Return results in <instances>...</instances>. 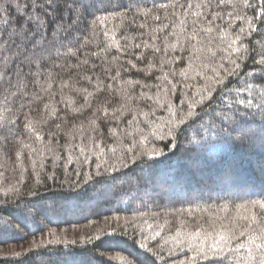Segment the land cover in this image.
Wrapping results in <instances>:
<instances>
[{"label":"snow or ice","instance_id":"snow-or-ice-1","mask_svg":"<svg viewBox=\"0 0 264 264\" xmlns=\"http://www.w3.org/2000/svg\"><path fill=\"white\" fill-rule=\"evenodd\" d=\"M225 2L173 0L169 4L168 0H0V109L4 113L0 115V140L5 144L13 141L23 144L25 139L33 136L35 141H41L47 135L48 144L44 148L45 152L55 156L54 165L58 167L60 161L64 160L66 171L74 162L80 165L73 170L77 179H72L69 174L61 182L60 190L51 194L41 195L39 192V173L35 186L28 192L15 188L5 189L3 198H0V231L22 230L21 223L27 227L40 220L51 223L84 204L101 200L119 204L124 197H128L129 207L139 211V207H132L133 202L140 201V207H147L145 198L150 202L158 196L162 183L171 182L183 187L187 180L178 177L181 163L205 168L206 164H219L221 156H228L236 147L264 143V52L259 53V61L253 58V64L259 66L256 73H241L242 67H246L242 61L250 58V55H246L249 49L244 47L242 36L246 31L264 36V32H261L264 29V0L256 7H253V0H243L244 8L253 12L251 18L231 12L223 14L221 6ZM98 5L105 6L101 8ZM141 5L144 7L141 8ZM123 8H127L128 12L135 8L145 16L152 11L163 10L166 13L165 20L171 17V23L158 26L151 35L153 52L163 51L159 65L161 75L155 77L157 83H142L131 79L124 81L120 79L121 70H117L114 76H108L109 82L105 84L104 80L98 77L94 80L92 75H83L79 71L81 66L87 68L89 65L88 58H79L84 45L78 38L82 29L87 27L85 22L88 17L93 18V24L99 21L105 25L110 16L126 19L127 12L118 11ZM95 11H103L105 14L96 17ZM65 12L67 15H64ZM153 19L160 21L161 17L157 14ZM236 21L246 22L247 29L243 26L238 31L234 29ZM158 32L165 33V41L174 37V42L170 46L165 43L163 49L157 46L155 42L159 39ZM103 35L109 37L110 32L106 29ZM111 39L115 41L116 50L125 54L127 49L116 39L115 34H111ZM149 46L148 41L143 42L144 48ZM111 47L109 45L102 51L107 53ZM135 47L141 48V44L137 43ZM177 51L181 54L176 55ZM91 55L95 57L97 53L92 52ZM59 57L76 58L77 63L69 65L77 70L75 84L69 81L61 83L60 100L56 101L55 93H52L49 102L44 104L46 115L42 123L48 125V132L42 133L33 119L24 114L27 105L23 101L32 99L29 84L43 81L45 75L54 79L53 73L48 71V65ZM136 58L140 60L142 56ZM127 63L133 68L137 67L131 59ZM179 64L184 66L177 68ZM54 67L61 70L64 68L63 65ZM91 68L95 70L97 65L92 64ZM148 68L151 70L155 65L149 62ZM69 75L71 79V72ZM118 80L128 86L123 91L124 102L111 112L107 106L102 113L100 108H96L93 116L95 120L103 119L115 125V128L109 127L111 136L115 137L117 131L123 135L124 139L120 141L121 154L117 155L115 148L105 146L97 137L98 129L93 128L92 136L87 137L91 147L87 144L83 147L73 145L72 151H78L79 154L69 155L66 160L56 155L53 142L58 143L62 134L75 139L71 121L86 109L91 110L90 98L96 92L102 93L107 89L115 93L117 89L114 85ZM81 81L91 85L93 91H89L88 87H80ZM252 81L259 82L261 86L258 88ZM40 86L45 93L52 89L51 83L47 88H43L42 84ZM136 86L140 88L139 94L134 92ZM66 88L82 96L83 104L77 106L76 99H65L63 90ZM153 89L156 91L153 92ZM32 95L36 100L43 99L39 93L33 92ZM161 96L164 97L163 101ZM174 100L178 102L174 103ZM158 111L165 112L168 119L145 135V128H153L155 122L161 120ZM126 114H131V119L126 123L127 126L135 124L139 130V140L133 132L120 127L125 122ZM49 120H63L64 123H55L53 129ZM189 132L194 135L189 136ZM81 133L83 144L85 135L82 127ZM102 136L103 133L99 132V137ZM17 137L22 139L17 140ZM129 139L130 143L127 142ZM165 141L162 148L158 146ZM182 141H186V147L181 148ZM33 151L44 155L39 149L34 148ZM93 163L94 172L91 168ZM212 174L215 179L211 186L202 187L190 198L186 195L182 201L196 204V207L177 210L181 215L186 213L190 219L194 218L193 213L196 211L207 213V219L196 223L190 231L178 228L174 237L175 248H169L166 253L164 244L167 242L161 243L157 239L161 237L164 225L158 224L161 231H156L152 224H148L153 234H142V238H134L133 241L147 256L143 262L133 256V264H169L176 252L184 257L179 264H227L229 257L240 251L246 252L242 264H264V188L244 192L245 197L256 195L260 198L249 199L246 204H235L236 216L229 218V205L219 201L232 199L236 195L231 190L234 174L227 166L219 173ZM153 175L157 177L155 182L152 181ZM213 201L216 202L215 208ZM241 209L245 210L244 215L240 214ZM119 219L116 217L117 222ZM135 220L136 217L131 221L125 220L123 226L117 224V228L105 235L114 236L118 230L127 234ZM168 223L165 220V224ZM181 224H185V221H181ZM103 241L104 235H98L81 242L96 248ZM60 242L57 237V243ZM62 242L69 243L67 240ZM71 243L76 244L77 241ZM51 244L52 240L47 243L43 239L33 242V248L42 249L37 252L40 256L38 264H53L52 257L58 258L55 264H79L78 258L85 254L84 249L64 251L56 248L48 251ZM94 259L91 257L87 264H94Z\"/></svg>","mask_w":264,"mask_h":264},{"label":"trees","instance_id":"trees-1","mask_svg":"<svg viewBox=\"0 0 264 264\" xmlns=\"http://www.w3.org/2000/svg\"><path fill=\"white\" fill-rule=\"evenodd\" d=\"M173 0H168L171 4ZM195 3L196 0H193ZM261 3V0H253V7H256ZM105 5H98L103 8ZM144 6L141 5V8ZM151 8V4L148 5ZM118 11L127 12V18L120 16L109 17L105 25H102L97 21L92 23L93 18L91 16L86 20L87 27L83 28L81 33L78 34V38L83 44V48L80 53V60L85 58L89 59V65L87 68L81 66L79 69L83 75H92L95 80L97 77L104 80L105 84L109 82L108 76L115 75L117 70H121V78L124 81L129 79L135 81L140 80L142 83H157L155 77L161 75L159 71V65L163 58V51L161 53H154L151 48V35L154 29L158 26H162L165 23H171V17L165 20L166 13L163 10L159 12L152 11L147 16L143 13H138L134 8L133 11L128 12L127 8L119 9ZM171 11V10H169ZM223 14L235 13L236 15H242L246 18H251L253 12L251 9H246L243 6V0H226L225 4L221 6ZM103 11H95V16L99 17L104 15ZM160 15L161 20L155 21L153 18L155 15ZM54 16L55 13H52ZM64 15H67L65 12ZM135 17V18H134ZM177 32H179V22L177 21ZM143 24L144 27H140ZM243 26L247 29V24L244 21H236L233 24V28L237 31ZM110 32L109 37L103 35L105 30ZM168 31H171L169 29ZM264 32V29H261ZM111 34H115L116 39L120 41L121 45L127 49L125 54H121L115 48V41L111 39ZM159 39L155 42L157 46L163 49L164 44L168 43L169 46L174 42V37L165 41V33L158 32ZM244 41V47L249 49L250 58L242 61L246 67H242L241 73L252 72L256 73L258 70V64H253V58L259 61L261 58L259 53L264 52V36H258L254 33H248L247 31L242 36ZM148 41L149 47L144 48L143 42ZM137 43L141 44V48H136ZM112 45L109 51L106 53L102 49ZM255 49L252 52V49ZM63 51V50H62ZM92 52H96L97 55L93 57ZM181 53L177 51L176 55ZM224 53H221L223 55ZM186 55V53H185ZM137 56H142V59L137 60ZM131 59L133 63L137 65L133 68L127 61ZM219 59V56L217 57ZM149 62L155 65V68L149 69ZM77 63L75 57L55 58L48 65V71L53 73L54 79H49L47 75L44 76L43 81H34L29 84L31 101H23L27 105L24 110V114L33 119L36 127L42 131V133L48 132V125L42 123L45 118L44 104L48 103L52 93H55V100L59 101L61 98L60 84L69 81L71 84H75L74 77L76 75V69H72L69 65ZM92 64H96L97 68L93 70ZM55 65H63L64 68L54 67ZM183 64L176 65L177 68L183 67ZM122 69H127L123 71ZM27 71V69H25ZM71 72L72 78L70 79L69 73ZM150 73V75H149ZM58 74V75H57ZM235 80V78H233ZM259 88L261 84L257 81H252ZM51 83L52 89L48 93L43 92V88H47V85ZM80 87H88L89 91H93L91 85L81 81ZM235 87V85H233ZM114 87L117 89L115 93L105 90L104 92H96L92 100L91 110H85L83 114L76 117L71 123L74 125L72 131L75 133V139L66 134H62L58 140V143L53 142V146L56 148V155H61L65 158L69 155H78L77 152L72 151L73 145L83 147L87 144L91 147L90 141L87 137L92 136V129L97 128V137L100 138L105 146L115 148L117 155L121 154L120 141L124 139L123 135L117 131L115 137L109 133V127L115 128L114 124H110L103 119L95 120L93 112L96 108H100L101 113L105 106L109 111L119 104L123 103V91L128 87L127 85L116 82ZM156 90L153 89V92ZM39 93L43 99L36 100L32 93ZM136 94H139L140 88L136 86L134 89ZM63 94L65 99L71 97L77 100V106L83 104V97L77 96L75 93H71L69 89H64ZM247 95V93H243ZM161 100L164 97L161 96ZM178 102L174 100V103ZM143 107V105H141ZM29 108L32 109L29 112ZM147 110V109H145ZM50 111V109H49ZM3 109H0V115H3ZM157 115L161 117V120H157L153 128H145V135L158 128L159 125L168 119L165 112L158 111ZM63 116V113H61ZM71 116V113H69ZM131 119V114H126L125 122L120 125L121 128L127 132H133L136 135V139H140L139 130L135 124L127 126L126 121ZM95 121V123H93ZM24 121H21L23 125ZM55 123L63 124V120H57L55 122L49 120V124L54 129ZM81 127L85 135L84 143H81ZM143 127V125H141ZM99 132L103 133L102 137H99ZM189 136L194 135L193 132H189ZM22 139L17 137V140ZM130 143L129 141H127ZM165 142H160L159 147H163ZM48 144L47 135L41 141H35V137L25 139L23 144H19L15 141L9 144H5L0 140V198H3L5 189H21L24 192H28L36 184L37 173H39L38 179L40 184L38 187L41 195L51 194L60 190V184L62 181L68 178L71 174L72 179H77L74 175V169L80 167L78 163H75L67 171L64 167L65 161L62 160L59 166L53 164L55 156L45 152L44 146ZM153 146V145H148ZM186 141H182L181 148L186 147ZM39 149L44 155H40L34 152L33 149ZM20 154L19 159L17 154ZM112 155L111 152L108 153ZM203 159V157H200ZM129 163H131L129 161ZM44 165L41 168V165ZM230 167L234 174V184L231 189L235 192V196L229 200H221L219 203L228 204L229 211L227 216L229 218L236 216L235 204H246L249 199H258L259 196L248 195L244 196L246 191H256L264 188V143L257 142L252 146H245L243 148L236 147L228 156H221V162L219 164H206L205 168H196L185 163H181L179 166L178 177L186 178L187 182L180 187L168 182L167 184H161V191L158 196L153 198L150 202L145 198L147 207H140V201L133 202L132 207H139V211H133L129 207L128 197H124L122 201L117 204L115 201L101 200L93 204H84L81 207L69 211L67 214L61 215L58 219H54L49 223L47 220H40L36 224H29L27 227L21 223L20 228L22 230L6 231L5 236H0V264H38L40 256L37 252L42 249L33 248V242H39L42 239L47 243L48 240H52V244L48 246V251H52L56 248L64 251H70L75 249L80 251L85 250V254L78 258L79 264H87L91 257H94V264H133L132 257L135 256L137 261L143 262L147 256L143 250L138 249L134 245V238L140 239L143 235H152L153 232L148 228V224H152L156 231H161L157 225H164L161 237L157 238L164 244L165 253L169 248H175L174 237L176 236L177 229L191 230L192 227L200 222L202 219H207V213L196 211L193 213V219L187 217V214L181 215L177 210L195 208L196 204H188L182 202L187 197H192L193 194L200 190L202 187L211 186L214 182L215 176L213 172L219 173L223 167ZM92 171H95V164L93 163ZM87 170V169H85ZM54 177V179L52 178ZM135 180V178H133ZM157 177L153 175L152 181L155 182ZM127 187V185H125ZM213 208H215L216 202L213 201ZM201 207L204 205L201 203ZM7 211V210H5ZM143 214V215H142ZM241 215L245 214V210L241 209ZM221 215H225L221 213ZM116 217H120L117 222ZM133 227L128 228L127 234L122 231H117L114 236H107L105 234L112 232L114 228H117V224L123 226L125 220H132ZM179 217V218H178ZM165 220L169 221L165 224ZM181 221H185V224H181ZM227 221H225L226 223ZM15 223V222H13ZM41 229L43 231H41ZM49 233H54V236H49ZM98 235H104V241L99 244L98 247L92 248L91 244L87 246L81 241L87 240L88 237H96ZM57 237L61 241L57 243ZM67 240L69 243L65 244L62 241ZM71 241H77L76 244H72ZM156 245H153L155 250ZM90 249V252L88 251ZM131 253V255H129ZM19 254V255H17ZM246 257V252L240 251L233 253L227 264H242L243 259ZM57 257H52L53 264L57 260ZM180 259H184L180 252L175 253V257L169 260V264H179Z\"/></svg>","mask_w":264,"mask_h":264},{"label":"rangeland","instance_id":"rangeland-1","mask_svg":"<svg viewBox=\"0 0 264 264\" xmlns=\"http://www.w3.org/2000/svg\"><path fill=\"white\" fill-rule=\"evenodd\" d=\"M7 233V232H6ZM5 231H0V236H5L6 235Z\"/></svg>","mask_w":264,"mask_h":264}]
</instances>
